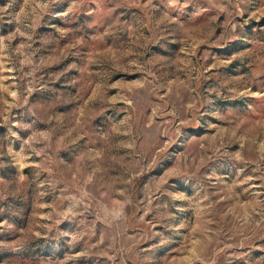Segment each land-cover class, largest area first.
Masks as SVG:
<instances>
[{
  "label": "rangeland",
  "instance_id": "rangeland-1",
  "mask_svg": "<svg viewBox=\"0 0 264 264\" xmlns=\"http://www.w3.org/2000/svg\"><path fill=\"white\" fill-rule=\"evenodd\" d=\"M0 264H264V0H0Z\"/></svg>",
  "mask_w": 264,
  "mask_h": 264
}]
</instances>
